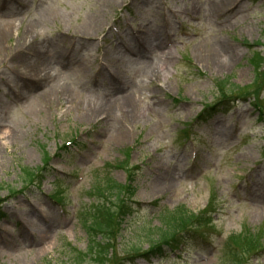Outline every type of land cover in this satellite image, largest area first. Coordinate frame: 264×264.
<instances>
[{
	"label": "rangeland",
	"instance_id": "374dc122",
	"mask_svg": "<svg viewBox=\"0 0 264 264\" xmlns=\"http://www.w3.org/2000/svg\"><path fill=\"white\" fill-rule=\"evenodd\" d=\"M211 1L0 0V24L17 29L0 53V264H73L87 249L81 217L109 205L108 183L124 185L131 172L132 212L112 258L156 243L161 212L184 207L197 216L212 198L214 223L203 235L163 258L129 264H226L228 244L247 228L264 244V123L241 98L259 90L252 60L264 55V0H233L223 15L209 12ZM94 23L86 39L70 37ZM139 30L166 36L165 48L117 64L112 51ZM215 45L230 62L209 65L205 55ZM21 56L46 68L49 81L20 72L12 58ZM153 57L158 68L150 79ZM217 81L242 88L227 95L237 102L196 122L204 105L222 99ZM50 91L59 95L48 99ZM126 97L130 103L117 108ZM37 168L39 183L25 187L26 173ZM98 183L102 194L90 190ZM33 207L40 216L31 219ZM47 220L58 225L44 235ZM242 258L264 264V253Z\"/></svg>",
	"mask_w": 264,
	"mask_h": 264
},
{
	"label": "trees",
	"instance_id": "16d2710c",
	"mask_svg": "<svg viewBox=\"0 0 264 264\" xmlns=\"http://www.w3.org/2000/svg\"><path fill=\"white\" fill-rule=\"evenodd\" d=\"M252 64L256 70L255 81L258 82L264 76V56L256 54L253 57ZM262 74V75H261ZM262 81L258 84V87ZM225 81L219 84V90L226 93H234L238 88H230ZM227 91V92H225ZM132 181V178L130 179ZM98 185L91 187V192L102 194ZM112 192L114 201L109 205H98L91 217H81V224L86 231L88 237V246L85 253H77L74 264H85L90 261L91 264H124L127 259H114L111 257L110 249L113 246L114 239L120 234L122 224L130 213L131 207L127 201L122 199L123 188L114 182H109L106 187ZM132 186H125V192L131 193ZM107 190V191H108ZM161 226L159 239L156 243L149 246V250L140 253V251H132L137 257H150L162 254L165 247L173 248L177 246L181 239L190 234L194 230L208 224L209 219L204 216H194L189 213L184 207H179L174 211H165L161 214ZM164 229V230H163ZM193 231H192V230ZM260 238L258 239L255 233H248L244 236H238L228 244V253L226 264H244L243 256L256 252L260 249ZM153 242V241H152ZM175 246V247H176ZM230 246V247H229Z\"/></svg>",
	"mask_w": 264,
	"mask_h": 264
},
{
	"label": "bare ground",
	"instance_id": "6f19581e",
	"mask_svg": "<svg viewBox=\"0 0 264 264\" xmlns=\"http://www.w3.org/2000/svg\"><path fill=\"white\" fill-rule=\"evenodd\" d=\"M232 1L233 0H212L211 3L209 4V12L216 14V15L227 14L229 11L232 10V8L234 6L233 4H231ZM94 27H96V23H94L92 27H89L90 29L77 30L76 32L80 33V34L74 33L70 37H72V38L79 37L82 39H86L88 36V33L92 32L91 28H94ZM13 31L17 32V29H16L14 23L8 22L7 24H0V53L2 52V49H1L2 40L8 39ZM27 33H29V31L28 32L24 31L21 39H25L26 36H24V35H26ZM131 41L132 42H130L129 40H125L123 45H121V46L117 45L115 47V49L112 51V53H113L112 56L114 58H116L117 64L120 63L121 61L124 63L127 62L129 56H128V54H126V51L129 54H131L135 57H138L139 54L141 55V52H143V54L146 56L147 51H149V50H151V53H153V52L160 51V50L162 51V49L165 48L162 44L163 43V37L154 38L153 44H152V42L149 43L150 42V40H149L145 44L148 46L147 50H146V48L137 45L136 42L134 41V38L131 39ZM123 47H124V49H123ZM224 48L225 47L222 45H215V47H213L211 50L207 51V55H205V56L208 57V58H206V60L208 61L209 65H212L214 67L216 65H220V64L222 65L223 62H230V60L227 61L225 58L226 56H224V55H227V52L224 51ZM198 51H199V49L196 50L197 54H198ZM223 53H224V55H223ZM167 58H168V53H165V51L162 53L159 52V59L161 60L162 63ZM66 59L69 60L68 57H66ZM155 59L156 58L153 57L151 59V63H149L147 74L149 75L148 77L150 79L153 78L154 73H157L156 68H158V67H156V68L154 67ZM198 59H201V58L198 57ZM12 63L16 64V66L19 68L20 72L28 73L29 74L28 78L30 77L31 79H34V80L38 81L39 83H46V81H49V75L46 71V68L41 69L39 66H37L33 62L30 63V61H28L27 58H25L24 56H21L19 58L18 57L12 58ZM103 77L106 78L105 76H103ZM106 79H109V78H106ZM109 81H110L111 85H113L112 87L121 89L118 82H116L112 79L111 80L109 79ZM131 92H133V90ZM56 94H57L56 92L53 93L52 91H50L48 94V99H50L51 97L55 98ZM57 95H59V94H57ZM129 101H130L129 97L122 98V100L116 102L115 105L117 108H119L125 102L130 103ZM107 109L108 108H104L103 110L106 111ZM109 110H111V109H109ZM32 209L33 210L29 213V218L32 219V217H36L38 214L40 216L38 209H36L34 207ZM46 224H47V226H46L47 228L45 229V231H43L44 235H47L49 233V231L53 230V228L58 225V222L57 223L53 222L52 224L49 225V221L47 220ZM27 233H28V231H27ZM29 235H30V233H29Z\"/></svg>",
	"mask_w": 264,
	"mask_h": 264
}]
</instances>
